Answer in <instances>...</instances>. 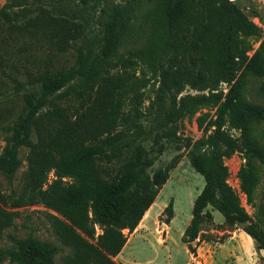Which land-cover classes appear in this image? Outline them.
Masks as SVG:
<instances>
[{
    "label": "rangeland",
    "instance_id": "374dc122",
    "mask_svg": "<svg viewBox=\"0 0 264 264\" xmlns=\"http://www.w3.org/2000/svg\"><path fill=\"white\" fill-rule=\"evenodd\" d=\"M154 2L155 0H0V153L8 142L12 127L27 105L24 88L19 84L26 82L27 73H35L45 67L73 65L77 59L72 47L60 49L37 28L36 34L25 31L24 26L29 20L40 19L37 16L40 14V6L50 8L56 4H64L84 24L83 33L86 38L92 39L104 27L120 21L126 27L137 20H143L142 15L152 6L156 15H164V1L159 0L158 7L154 6ZM181 5L184 13L189 15L186 25L190 28L188 32L184 29L183 37L181 34L179 38L170 39L164 34L150 48L138 53L127 54L121 50L106 65L104 82L86 90L78 84H72L67 90L57 93L53 99L71 122L86 121L93 113H106L114 105L118 116L111 132L146 136L143 144L147 149L153 146L157 148L162 144V151L154 152L156 157L148 170H167L168 178L158 194L157 202L165 203V208L171 202L175 207V219L169 228L170 235L175 240H179L180 232L191 217L193 201L204 187V177L192 166L191 157L210 153L209 138L215 128L213 123L216 106L200 101L199 96L219 91L225 94L230 84L237 80L239 96L243 100L264 106V69L261 73H255L245 68L246 61L255 53L261 54L264 61V0H181ZM5 10L10 13L11 20L2 13ZM115 10L120 14L117 18L113 14ZM229 15L236 17L240 24L231 34V53L235 56L233 73L236 69L231 83L222 79L231 73L232 68H223L220 44V31L226 25ZM158 25L161 30L166 26V20H160ZM53 27L55 30L52 34L77 33L71 25L58 24ZM201 55L205 59L204 64L201 62ZM193 60H196L195 63ZM199 73L200 78L197 77ZM172 77L179 80L177 85H173ZM118 83L122 84L118 91L119 97L115 93L118 90L115 85ZM165 83L168 87H165ZM170 94L175 96V107L180 109V113L170 114L169 110L173 105ZM223 129L231 139L230 144L228 142L222 146L220 156L224 169L223 181L231 191L238 209L246 216V221L237 225L242 228L249 225L264 232V154L258 156L246 149L239 128L225 124ZM247 131L264 149V119L250 120ZM104 136L88 138L86 143L98 144ZM38 142L36 127L31 124L26 139L18 147L17 158L20 164L13 177L7 179L0 172V207L8 214L6 223L0 227V248L12 245L11 237L32 236L58 247L57 253L44 264H68L75 250L64 244L57 234L51 215L66 223H69L68 220L40 200L29 198L26 189L30 160ZM127 159L128 155L125 153L110 158H97L95 165L99 176L108 182L114 181ZM56 179L54 171H48L41 188L46 189ZM62 182L68 184L72 179L64 177ZM147 193L145 190L144 194ZM205 210L214 216L213 223L209 221L208 224L214 226L223 221L217 205L208 204ZM164 213V216L159 217L160 222L167 219V211ZM92 226L91 232L74 229L86 242L98 245V236L103 233V227L94 223L89 225V230ZM131 231L133 229L122 230L126 239ZM139 234L141 232L131 236L123 256L130 255L133 260L141 262L148 259L152 246L156 244L155 236L143 234L153 241L152 245H146L138 237ZM157 249L156 263L165 264L163 252L159 247ZM101 250L113 264H123L116 257L118 253L111 255L104 249ZM184 261L180 250L174 255L172 264H182ZM86 262L99 264L90 259ZM101 263L109 264L107 261ZM0 264L12 263L0 258Z\"/></svg>",
    "mask_w": 264,
    "mask_h": 264
},
{
    "label": "trees",
    "instance_id": "16d2710c",
    "mask_svg": "<svg viewBox=\"0 0 264 264\" xmlns=\"http://www.w3.org/2000/svg\"><path fill=\"white\" fill-rule=\"evenodd\" d=\"M163 1L164 15L161 13L156 15L152 6L142 15L143 20H137L126 27H123V22L120 21L104 27L101 33L92 39L86 38L83 33L84 24L77 20L73 10L71 14L64 4H56L50 8L40 6V14L37 15L40 19L29 20L24 26L25 31L29 33L36 34L37 29L42 31L43 36L60 49L72 47L77 59L73 65L45 67L35 73H27L26 82L19 83L24 88L27 105L12 127L8 142L0 153V172L7 179L13 177L20 164L17 158L18 147L26 139L31 124H34L39 142L30 160L26 189L29 198L40 200L68 220L69 223H66L51 215L57 234L64 244L75 250L68 264H87L88 259L99 264H102V261L113 264L101 249L111 255L121 250L126 242L122 230L124 228L132 230L136 227L166 182L168 173L163 168L148 170L154 163L156 157L154 152L162 151V144L157 148L153 146L147 149L143 144L146 136L133 135L129 132H111L118 116L114 105L106 113L103 111L93 113L86 121L71 122L53 99L57 93L67 90L72 84H78L86 90L104 82L106 65L117 57L121 50L127 54L138 53L150 48L164 34L170 39L179 38L181 34L183 37L184 29L188 32L190 28L186 25L189 15L184 13L181 0ZM154 6H159V0H155ZM3 12L11 20L10 13L6 10ZM113 14L116 18L120 16L116 10ZM160 20H166V26L161 30L158 25ZM227 20L220 31V44L223 68L229 67L232 71L222 79L231 83L236 70L233 73L235 56L231 53V34L240 27V24L237 18L231 15ZM58 24L71 25L77 33L52 34L55 30L53 26ZM200 59L204 64L205 59L202 55ZM195 61L193 60L194 63ZM245 68L261 73L264 69L261 54L255 53L248 59ZM197 77L200 78L201 73ZM171 80L173 85L179 83V80L173 77ZM121 86L119 83L115 85L118 97ZM165 87H168L166 83ZM238 87L236 80L230 84L225 94L219 91L199 96L200 101L216 106L213 123L215 128L209 138L210 153L191 157L192 166L204 177V187L193 201L191 220L185 229L187 242L197 238L204 221H211L212 214L205 210L208 204L217 205L228 226L246 221L245 214L238 209L231 191L223 181L224 169L220 156L222 146L228 142L230 144L231 141L223 127L229 124L239 128L246 149L262 156L264 149L251 138L247 131V123L253 119H264V106L243 100L239 96ZM169 97L173 102L170 114L180 113V109L175 107V96L170 94ZM98 98L100 99V94ZM99 135H105L100 143H86V139H96ZM120 153L127 154L128 159L119 176L111 182L102 179L95 165L96 159L110 158ZM50 170L54 171L57 179L46 189H42L46 173ZM64 177L71 178L72 182L64 184L62 182ZM145 190L147 194H144ZM165 210L167 217H170L171 202L167 204ZM7 216V212L0 207V227L6 223ZM94 223L103 227V233L98 236V245L86 242L74 229L91 232L93 226L89 230V225ZM243 229L254 239L257 248L264 250V232L249 225ZM11 240L13 244L10 247L0 248V258H5L12 264H44L58 251V247L51 242L32 236L11 237ZM190 248L192 249L191 246Z\"/></svg>",
    "mask_w": 264,
    "mask_h": 264
},
{
    "label": "crops",
    "instance_id": "0c3cea01",
    "mask_svg": "<svg viewBox=\"0 0 264 264\" xmlns=\"http://www.w3.org/2000/svg\"><path fill=\"white\" fill-rule=\"evenodd\" d=\"M162 187L159 189L154 201L144 212L139 224L129 233L125 244L116 255L123 264H157L158 247L163 252L165 264H172L174 255H177L180 250L185 258L182 264H264V250L257 248L254 239L242 227L225 224L224 217L222 222L216 223L214 226L204 221L197 238L187 242L185 240V229L190 223V217L179 234V240H175L170 235L169 230L170 224L175 219L173 204L172 215L167 217L165 221L160 222L159 220V217L165 215V203L157 202ZM213 221L214 216L212 214L211 222L213 223ZM137 232H141L138 237L142 239L143 243L146 242V245L150 243L152 245L153 241L144 237L143 234L149 233L151 236H155L154 243L156 246H152L148 259L141 262L133 260L130 255L123 256V251L126 249L131 236Z\"/></svg>",
    "mask_w": 264,
    "mask_h": 264
}]
</instances>
